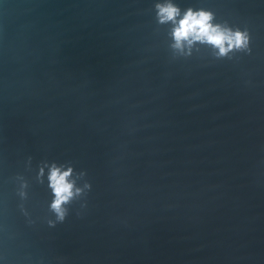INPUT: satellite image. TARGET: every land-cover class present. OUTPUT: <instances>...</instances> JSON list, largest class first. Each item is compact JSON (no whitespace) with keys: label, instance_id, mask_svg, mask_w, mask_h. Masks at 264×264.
Returning a JSON list of instances; mask_svg holds the SVG:
<instances>
[{"label":"water","instance_id":"1","mask_svg":"<svg viewBox=\"0 0 264 264\" xmlns=\"http://www.w3.org/2000/svg\"><path fill=\"white\" fill-rule=\"evenodd\" d=\"M168 2L0 0V264H264V0Z\"/></svg>","mask_w":264,"mask_h":264},{"label":"clouds","instance_id":"2","mask_svg":"<svg viewBox=\"0 0 264 264\" xmlns=\"http://www.w3.org/2000/svg\"><path fill=\"white\" fill-rule=\"evenodd\" d=\"M161 22L172 21L174 24L173 35L174 47L183 48L185 43L189 46L196 41L209 42L219 47L221 53H226L230 47H241L247 42V36L239 31L223 28L221 25L213 24V14L205 10L193 11L188 9L181 17L180 9L169 0L166 4L157 5ZM227 44V46H226ZM72 169L62 171L53 166L51 180L58 197L53 204L54 210L60 219L63 218L65 210L62 203L70 200L82 189L75 186V181L70 179Z\"/></svg>","mask_w":264,"mask_h":264}]
</instances>
